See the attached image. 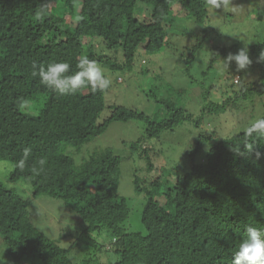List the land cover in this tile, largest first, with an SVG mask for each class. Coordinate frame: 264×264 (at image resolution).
<instances>
[{
	"label": "trees",
	"instance_id": "obj_1",
	"mask_svg": "<svg viewBox=\"0 0 264 264\" xmlns=\"http://www.w3.org/2000/svg\"><path fill=\"white\" fill-rule=\"evenodd\" d=\"M256 1L253 6L247 0L251 14L263 17L264 0ZM211 10L206 0H0V161L13 164L10 183L30 187L22 195L17 188L23 190V185L7 187L0 181V246L10 264H231L247 227L264 230V137H248L244 131L255 119L226 134L215 126L210 133L200 129L205 116L230 117L235 107L245 115L238 124L249 119L250 99H262L264 87L248 82L221 102L205 98L197 118L154 95L164 111L156 119L134 107L107 105L106 90L94 93L87 85L74 95H59L38 75L40 66L54 62L69 63V74L74 73L82 56L112 70L131 71L143 60L158 67L169 60L187 72L211 21L232 16L225 12L213 21ZM187 17L197 38L187 43L182 36L174 46L172 35L185 34ZM235 47L215 46L209 63ZM156 69L140 72L152 78ZM236 76L233 83L239 84ZM245 101L250 109L244 108ZM129 120L144 126L143 135L129 144L146 161L144 185L136 173L132 177L136 194L145 197L140 215L144 232L123 226L129 207L117 190L119 156L109 149L75 152L110 122ZM186 120L200 129L187 152L191 166L180 172L154 164L147 149L140 148L143 139L159 138ZM207 141L210 146L201 152ZM246 142L253 144L251 150ZM26 147L31 153L25 159ZM40 195L59 199L83 224L70 231L71 239L63 245L34 222L30 207ZM103 230L111 237L107 247L94 236ZM61 231L63 239L68 234ZM80 253L90 257L79 259Z\"/></svg>",
	"mask_w": 264,
	"mask_h": 264
},
{
	"label": "rangeland",
	"instance_id": "obj_2",
	"mask_svg": "<svg viewBox=\"0 0 264 264\" xmlns=\"http://www.w3.org/2000/svg\"><path fill=\"white\" fill-rule=\"evenodd\" d=\"M250 1L253 6L257 2L256 0ZM251 9L252 7L247 0H231L227 9L221 7L217 10H211L210 17H212L213 21L225 12H230L232 16L224 15L223 17H219L215 21L216 23H212L211 21L202 46L196 53L193 66L187 72L180 62L175 64L169 60L159 63L158 67L154 65L153 61L150 62L149 60L148 63V61L143 60L141 63H136L131 71L126 69L112 70L105 64L96 63L110 81V86L106 89L104 96L106 104L134 107L140 112L159 119L164 111L161 109L160 102H155L153 98L157 96L158 99H168L175 102L192 113L193 118H197L201 113L202 106L206 105L204 104L206 102V100L204 101L205 98L221 102L241 84L248 82L259 87H264V60L259 59L261 53H264V16L259 17L258 14H251ZM191 20L190 17L183 20L189 27L185 29V34L172 35V44L174 46L175 42L177 44L180 43L182 36L188 41L187 43H192L193 39L197 38L195 36L197 35L196 32L190 31L192 29ZM184 43L186 44V42ZM231 44H236L232 53H236L241 49L247 51L252 63L246 69L238 70L234 60L228 61L226 66L225 60L228 55L217 56L211 64L209 63V57L213 54L215 46L226 48ZM259 44L263 45L260 46ZM252 47L255 48V51H252ZM102 51L109 56L112 55L111 50L105 48ZM150 66L153 69L157 68V71L152 74V78L150 75L140 72V70H145V68H150ZM236 75H240L239 84L233 83L237 79ZM208 90L209 95L207 98L208 92L206 91ZM149 91H151L152 95ZM230 95L233 96V94ZM261 96H263L262 99H258L257 96L250 99L251 106L254 103L255 109L253 108L251 112L253 115L249 119L247 118L249 116L247 114L248 116L246 115V118L243 117L238 124L237 120L244 115V112L240 115L235 107L230 117L224 114L220 116L214 115L213 118L205 116L206 118L204 117L201 124V131L204 130L210 133L211 129L215 126L216 130L219 129V132L221 131V133L226 134L231 130L244 128V126L254 119L256 120L259 116L264 115V107L262 106L264 94ZM243 106L244 108L246 106L249 109L251 108V106L246 104V101L243 103ZM27 108H30L29 104ZM107 114L108 111L105 109L103 115ZM223 116L226 120L222 124L216 123ZM143 128L144 126L140 121H112L100 135L75 150L76 155L78 153L79 155H87L100 149H109L119 156L121 162L117 190L119 195L125 198L129 207L128 217L123 223L124 228L128 231L144 232L140 215L145 197L144 195L136 194L132 177L136 173L141 181L142 176L146 174L144 168L146 161L144 156H142L141 150L138 153L131 151L129 148V144L132 141L143 135ZM200 129L197 130L191 120H186L172 131L162 132L159 138H144L142 147L140 148L145 147L148 156L152 158V162L160 166L162 164L165 170L173 171L177 169L180 172H185L192 164L187 152L194 143L197 132ZM209 146V141H207L200 151L203 152ZM198 156L199 154H196L194 159L197 160ZM12 169L13 164L11 162L0 161V181L7 187L23 185V190L17 189L20 190L22 195H25L28 188L30 189L28 185L26 186L21 182L13 184L8 181V175ZM171 182L172 180L168 185ZM140 183L143 182L141 181ZM30 209L34 213L36 226L41 230L44 229L51 233L57 241L60 239L59 243L62 245L71 239L70 231L73 232L76 229H81L83 226L82 222L75 219V215L63 208L62 202L59 199L40 195L34 200ZM63 229L67 230L68 235L61 239L60 235ZM94 236L105 247L110 243L111 237L105 230L100 233H94ZM84 256L83 253H80L79 259L84 258ZM85 257L90 256L87 255ZM0 258H4L6 264H10L6 256H4L2 246H0ZM89 263L93 264V262Z\"/></svg>",
	"mask_w": 264,
	"mask_h": 264
},
{
	"label": "clouds",
	"instance_id": "obj_3",
	"mask_svg": "<svg viewBox=\"0 0 264 264\" xmlns=\"http://www.w3.org/2000/svg\"><path fill=\"white\" fill-rule=\"evenodd\" d=\"M231 0H206L210 9H227ZM260 60H264V53H261ZM235 61L238 70L246 69L252 61L245 49L236 53H230L225 60ZM34 67H36L34 65ZM77 71L70 73L71 66L67 62H54L38 68V75L41 83L58 93L59 95H74L84 86H89L92 92L105 91L110 86V81L95 61L87 56H82L77 62ZM37 74V73H34ZM248 137L254 134L256 137H264V118H259L250 123L244 130ZM251 150L252 143H245ZM31 153L30 148L24 149V158ZM23 161H21L22 165ZM246 238L242 240L238 250L233 254L231 264H264V230L249 226L246 229ZM0 264H6L4 258H0Z\"/></svg>",
	"mask_w": 264,
	"mask_h": 264
}]
</instances>
